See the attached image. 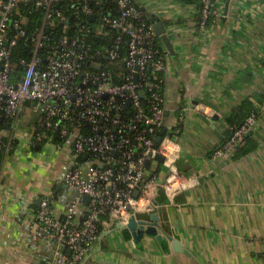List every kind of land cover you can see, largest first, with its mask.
Returning <instances> with one entry per match:
<instances>
[{"label":"built area","instance_id":"built-area-1","mask_svg":"<svg viewBox=\"0 0 264 264\" xmlns=\"http://www.w3.org/2000/svg\"><path fill=\"white\" fill-rule=\"evenodd\" d=\"M200 1L198 28L204 30L210 16L212 24L220 21L223 7L222 0ZM59 2L72 6L71 16L81 32L92 28L96 35H105V27L118 30L114 45L92 50L77 37L63 36L43 64L46 35L41 30L33 37L31 58L13 63L16 41L25 35L18 6L42 9L43 24L52 26L57 19L65 20ZM109 2L116 8L113 16ZM14 10L18 18L13 21ZM92 15L94 23L84 20ZM153 24L138 0H0V173L18 164L27 151L57 153L63 144L56 136L66 138L71 155L59 191L45 192L39 185L13 193L0 184V203L15 200L18 205L13 218L22 264H81L103 226L126 224L131 209L151 210L149 191L159 184V176L148 174L145 164H156V154L169 170L162 183L166 193L173 196L181 189L183 175L174 164L180 153L182 114L154 146L165 127L168 52ZM101 57L108 58L107 65L99 62ZM24 115L30 120L27 144L18 135ZM257 118L256 109L211 155L232 154ZM1 218L10 222L5 214Z\"/></svg>","mask_w":264,"mask_h":264},{"label":"crops","instance_id":"crops-1","mask_svg":"<svg viewBox=\"0 0 264 264\" xmlns=\"http://www.w3.org/2000/svg\"><path fill=\"white\" fill-rule=\"evenodd\" d=\"M138 1L162 23L174 49L173 55L167 50L164 126L170 132L183 115L174 164L182 186L169 196L162 186L169 170L161 163L151 166L148 174L158 173L161 184L150 188L153 208L131 209L128 219L149 220L157 208L158 235L134 242L124 224L103 226L81 264H264V0H229L226 21L204 30L198 28L193 3ZM244 100L258 111L255 124L236 151L213 157L211 151L225 137L227 117ZM29 125L24 115L18 129L24 144ZM67 148L61 149L70 154ZM25 160L20 157L0 173V184L13 193L35 188L27 180ZM64 173L47 188L41 185L43 190H53ZM16 212L15 200L1 201L0 264H22ZM167 236L182 250H174Z\"/></svg>","mask_w":264,"mask_h":264},{"label":"trees","instance_id":"trees-1","mask_svg":"<svg viewBox=\"0 0 264 264\" xmlns=\"http://www.w3.org/2000/svg\"><path fill=\"white\" fill-rule=\"evenodd\" d=\"M185 3H193L197 6L198 13H197V22L200 20L201 16V8L202 3L200 0H180ZM226 1V0H224ZM109 5V9H112L111 16H113L116 13V8L113 3H107ZM58 7L63 11V14L65 16V20L61 21L57 19L55 23L52 26H47L43 24V10L42 9H34L32 6L29 5H23L20 4L18 6V12H20L23 21L21 22L25 35L23 37H20L16 41V45L14 46V52L12 54L11 61L13 63H18L21 59L29 60L32 56L33 48H34V41L33 37L35 34L43 30V32L46 35V39L44 40V48L40 55L44 58L43 64L45 63L46 57L53 52V48H56L58 46L59 40L63 36H69V37H77L80 41V43L90 44L92 50L98 49V48H110L114 45V41L116 39V36L118 35V30L111 29L108 27H105L103 30L106 32L105 35H96L93 32L92 28H88L87 31L81 32L76 27V22L72 18V11L73 8L71 5L67 3H60ZM16 10H14V14L12 16V20L14 21L18 16L16 15ZM148 20H152L149 15H147ZM213 17L210 16L207 19L206 25L209 26L212 24ZM84 20L89 23H94L95 20H91L89 16L84 17ZM15 32V29L13 26L10 27V33L13 34ZM126 44H123V49L119 51L120 55L125 53ZM99 62L105 66L108 64L109 60L108 58L101 57L99 59ZM88 67L85 66V69ZM114 71H116V68H113ZM164 79V77H163ZM256 111L255 106L249 101L244 100L240 105L234 107L230 113V115L227 117L226 122L228 125V128L226 129L225 137L222 142L226 141L233 132L244 122L245 118L252 112ZM0 126H3L2 123H0ZM250 131V130H249ZM245 140L246 137L244 136ZM55 141L57 143H62L63 146L67 144L66 138H59L58 136L55 137ZM242 144H239L236 147V150L241 146ZM235 150V151H236ZM212 152V151H211ZM156 164H160L157 160ZM147 172L151 168V164L146 167ZM61 171V170H60ZM58 171V172H60ZM56 191V185L53 189ZM59 191V190H58Z\"/></svg>","mask_w":264,"mask_h":264},{"label":"water","instance_id":"water-1","mask_svg":"<svg viewBox=\"0 0 264 264\" xmlns=\"http://www.w3.org/2000/svg\"><path fill=\"white\" fill-rule=\"evenodd\" d=\"M60 4V2L58 3V5ZM229 4L230 1L227 0L225 5H224V9L222 11V17L221 20L222 21H226L227 19V15H228V10H229ZM90 19L93 20L94 16H90ZM152 21L154 22L153 27H154V31L156 33V35H158L160 37V39L162 40V42L165 44L168 52L173 55L174 54V49H173V45L171 43L170 38L168 37L167 33H165V29L162 25L161 22H159L157 20V18H155V16L152 15ZM141 95H145L143 91L140 92ZM168 133V130L166 127H163L160 129L158 136L155 139V148L158 146V144L160 143L162 137ZM249 133V132H248ZM248 133L245 135L247 136ZM155 160H157L159 163L163 162V157L160 154H156L155 155ZM146 167L149 165V161H146ZM62 188V184L61 183H57L56 184V189L59 190ZM139 195V191L136 190L133 193V196L135 198H137ZM85 199H87V197H85ZM36 204H39V200L36 202ZM124 226H126L132 233L134 242H138L144 235L147 236H157L158 235V229L160 228L159 225V215H158V210L157 208H154V210L152 211L151 215H150V219L149 220H145V219H137L134 215H132L126 224H124ZM167 238L171 241L172 243V247L174 250H182V246L180 245L179 241L171 236H167Z\"/></svg>","mask_w":264,"mask_h":264},{"label":"rangeland","instance_id":"rangeland-1","mask_svg":"<svg viewBox=\"0 0 264 264\" xmlns=\"http://www.w3.org/2000/svg\"><path fill=\"white\" fill-rule=\"evenodd\" d=\"M24 112L28 114L29 109L26 108ZM52 153H49L46 149L41 150L39 153L27 151L21 155L26 159L24 164L28 171L27 180L29 183L35 186L44 185L47 188V184L53 183L60 174L64 173L70 163L71 155L62 149H59L57 153ZM14 164H17V162Z\"/></svg>","mask_w":264,"mask_h":264}]
</instances>
